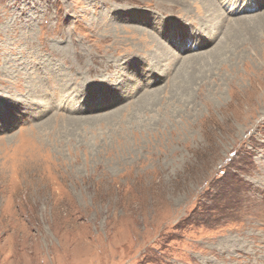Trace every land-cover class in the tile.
Instances as JSON below:
<instances>
[{
    "label": "rangeland",
    "instance_id": "1",
    "mask_svg": "<svg viewBox=\"0 0 264 264\" xmlns=\"http://www.w3.org/2000/svg\"><path fill=\"white\" fill-rule=\"evenodd\" d=\"M211 1L0 0V264H264V0Z\"/></svg>",
    "mask_w": 264,
    "mask_h": 264
},
{
    "label": "bare ground",
    "instance_id": "2",
    "mask_svg": "<svg viewBox=\"0 0 264 264\" xmlns=\"http://www.w3.org/2000/svg\"><path fill=\"white\" fill-rule=\"evenodd\" d=\"M239 1L240 0H222L221 3H223V5L226 6V10H227L228 13H233L235 11H241V10H243L244 12H248L249 10H252L253 8L256 7V6L253 5V2L255 0H245V2H244L245 6L238 7ZM204 2L206 3V5H209V4L213 5L212 4L213 2L211 0H204ZM230 22L232 24V21H230ZM197 55L199 56V54H197Z\"/></svg>",
    "mask_w": 264,
    "mask_h": 264
}]
</instances>
